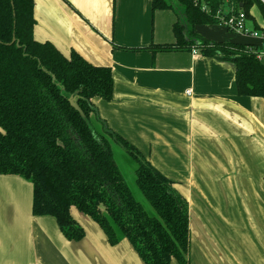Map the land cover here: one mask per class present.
<instances>
[{
    "label": "crops",
    "instance_id": "0c3cea01",
    "mask_svg": "<svg viewBox=\"0 0 264 264\" xmlns=\"http://www.w3.org/2000/svg\"><path fill=\"white\" fill-rule=\"evenodd\" d=\"M34 19V40L110 68L112 98H93L89 119L133 146L185 199L191 264H264V101L238 95L234 66L195 50L152 53L175 43L177 18L153 11L151 0H34ZM195 32L214 42L245 36L222 26ZM251 39L243 45L260 46ZM70 215L85 233L80 242L67 241L53 218L32 215L29 181L0 175V264H144L126 239L110 246L91 219L74 208ZM234 222L239 238L230 240Z\"/></svg>",
    "mask_w": 264,
    "mask_h": 264
},
{
    "label": "trees",
    "instance_id": "16d2710c",
    "mask_svg": "<svg viewBox=\"0 0 264 264\" xmlns=\"http://www.w3.org/2000/svg\"><path fill=\"white\" fill-rule=\"evenodd\" d=\"M153 11L171 10L174 44L153 45L152 53L198 51L235 68L237 93L264 101V64L257 47L214 42L197 26H223L242 13L264 34L262 0H151ZM34 0H0V175L20 176L32 184V215L53 218L70 242L85 233L72 208L101 229L110 246L126 239L144 264H189L190 230L185 199L173 182L133 146L110 130L89 122L91 100L110 101L109 67L94 66L76 52L65 57L50 42L33 38ZM15 39L14 43H11ZM16 42L18 44H16ZM74 97L83 120L69 104ZM107 138L136 163L135 184L155 216L149 215L127 186Z\"/></svg>",
    "mask_w": 264,
    "mask_h": 264
},
{
    "label": "rangeland",
    "instance_id": "374dc122",
    "mask_svg": "<svg viewBox=\"0 0 264 264\" xmlns=\"http://www.w3.org/2000/svg\"><path fill=\"white\" fill-rule=\"evenodd\" d=\"M221 32V36H225L226 35V31L219 29ZM227 36L230 39H233L236 43H240V44H247V43H253L254 40H252L250 37L248 36H240V35H233V34H227ZM91 126L93 127V129H95L96 131L102 133V129L100 127V129H96L93 122L91 120H89ZM109 145L111 147V151L113 154V158L127 184V186L129 187L134 199L140 203V205L143 207V209L151 216H155L154 210L150 207V205L146 202V200L144 199V197L142 196V194L140 193V191L138 190L136 184H135V170H136V163L134 162V160L131 159V157H129L126 153V151H124L122 148H120L119 146H117L114 141L111 138H107ZM28 181V180H27ZM176 191V188H174ZM177 193H179L178 191H176ZM199 196H201V193L198 192ZM238 203V210L244 215L246 222H248L250 216L248 214V211L246 209V207L243 205L242 200L240 198L237 197ZM240 202V203H239ZM234 204V203H233ZM209 210H210V214L213 213V207L208 204L207 205ZM234 206H236L234 204ZM232 214V213H231ZM227 228V238L228 239H238L239 238V229L238 226L236 224V222H234L233 224H230L228 226H226ZM214 231L211 230H207V237L210 239L214 240ZM198 251H200L201 246H199L198 244ZM226 255H223L224 258H226V260L228 261V257L231 256L230 253L225 252ZM191 256H193L191 250H189V255H188V260H189V264H191Z\"/></svg>",
    "mask_w": 264,
    "mask_h": 264
},
{
    "label": "built area",
    "instance_id": "2783aa9c",
    "mask_svg": "<svg viewBox=\"0 0 264 264\" xmlns=\"http://www.w3.org/2000/svg\"><path fill=\"white\" fill-rule=\"evenodd\" d=\"M262 2L264 3V0H262ZM223 26L230 29L234 33L249 36L258 40L260 42V46L254 51L251 50V52L254 53L258 61L264 60V34L260 31L248 28L245 17L242 13H240L236 18L231 17L227 21H223ZM193 54H195V51H193ZM187 93L189 94L190 92L188 91Z\"/></svg>",
    "mask_w": 264,
    "mask_h": 264
},
{
    "label": "water",
    "instance_id": "95a60500",
    "mask_svg": "<svg viewBox=\"0 0 264 264\" xmlns=\"http://www.w3.org/2000/svg\"><path fill=\"white\" fill-rule=\"evenodd\" d=\"M14 42H15V39H13L11 43H14ZM16 44H18V43L16 42ZM261 63L264 64V60L261 61ZM68 101H69L70 106H71L76 112H78V114L80 115V117H81L83 120H85V119H86V118H85V115L83 114V112H82L81 109L79 108L76 99H75L74 97H70V98L68 99Z\"/></svg>",
    "mask_w": 264,
    "mask_h": 264
}]
</instances>
